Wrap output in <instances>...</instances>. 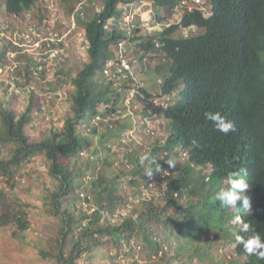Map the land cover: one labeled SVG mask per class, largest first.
<instances>
[{"label":"trees","instance_id":"1","mask_svg":"<svg viewBox=\"0 0 264 264\" xmlns=\"http://www.w3.org/2000/svg\"><path fill=\"white\" fill-rule=\"evenodd\" d=\"M1 1L8 13L20 14L38 0ZM59 1L71 14L83 0ZM100 1L102 6L93 15L86 5L83 16L76 15L77 25L85 32L88 56L72 77L70 113L62 135L51 129L33 139L26 132L37 118L40 104L31 82L47 79L48 68H35L39 56L25 54L26 68L20 65L14 72L16 85L27 93V100L21 104L26 105L23 111L14 105L17 93L11 94L9 104L0 102V141L10 151L8 158H0V176L12 187L18 168L35 157L46 158L48 174L57 181L44 199L54 213L61 214L60 264H78L83 255L93 256L103 249H134L133 244L146 246L153 255L173 249L169 263L183 257L209 264H264L237 243L236 236L243 235L241 226L232 222L237 212L216 199L218 191L226 187L227 173L245 169L249 186L245 194L251 208L238 214L264 236V0H210V17L198 11L184 16L182 24L204 29L188 38L178 36L177 25L146 34L138 16L132 23L126 22L127 10H136L139 0ZM147 1L158 12L162 8L169 12L180 0ZM158 21H163L162 16L158 15ZM124 60L130 69L122 64ZM71 69L68 65L66 70L61 68L53 82L45 79L46 85L62 84ZM145 70L163 78L161 85L155 83L156 90L177 91L178 95L161 110L168 127L166 140L161 143L150 131L145 134L148 144L142 145V140L130 134L137 125L133 118L137 113L144 115L138 122L140 134L148 129L145 118L150 104L143 100L142 110L135 101L140 94L137 73ZM142 90L153 95L146 87ZM207 111L233 121L235 130L228 134L217 131L205 119ZM145 151L151 152L154 161L151 177L138 161ZM182 152L188 158L180 164ZM169 160L176 166L171 167ZM102 161L111 168H98ZM125 173H131L129 182L134 188L130 192L120 184ZM158 177L166 178V183L157 182V190L142 195L140 189L149 188ZM83 183L82 188L92 192L96 208L82 216L62 209L61 200L82 190ZM130 196L137 202L132 199L131 207ZM124 206L129 209L125 216L118 211ZM28 217L21 201L15 205L6 202L0 227L15 224L27 230ZM220 241L233 245L235 258L218 256Z\"/></svg>","mask_w":264,"mask_h":264},{"label":"rangeland","instance_id":"2","mask_svg":"<svg viewBox=\"0 0 264 264\" xmlns=\"http://www.w3.org/2000/svg\"><path fill=\"white\" fill-rule=\"evenodd\" d=\"M37 2L42 4L43 1L38 0ZM55 3V10L48 9L46 7L47 4L44 3L45 11L37 15L36 21L42 22V25L45 24L50 29L54 27L56 21V25H58L59 30L60 28L64 29L61 23H68L69 21V23L72 25V23L75 21L73 22L71 20V14H68V10L60 5L59 0H56ZM86 6L88 7V12H91L93 15L95 11H98L101 8L102 3L100 0H88L86 2ZM0 8L4 10V2L1 0ZM47 17H49V20L45 21ZM10 46L11 44L8 39L5 42L4 49L7 48L8 50H11ZM64 47L66 50L63 51L62 55L54 57L49 61V69L46 74L47 79H45H51L53 82V79H55L56 76L61 75V72H59L60 69L62 68L63 70H66L67 65L69 68H72V72L70 73L69 77L64 78L62 84H60L61 81H57L59 83L57 86H55L54 83L51 86H47L45 79H43L41 82L35 78L34 81L31 82L36 93L35 98L38 100V104L40 103L38 107L37 118L26 127L27 134L33 139L40 138L41 134L49 132L51 129H55L59 135H62L64 120L70 113V94L73 91L72 77L75 76L78 70L81 69L82 63L87 59L88 56L86 51L87 41L85 32L81 30L78 25L72 29L69 37L66 39ZM29 51L30 53L28 54V57H31L30 55L35 56L34 50L32 48H30ZM23 57L24 54H21L22 60L20 59L16 61V63L20 64L22 68H24L26 65V62L24 61L25 59ZM41 58L39 59V57H37L35 61L37 62L35 64V68L45 62V57L41 56ZM157 62L158 59L154 64L156 65ZM150 63L152 64L153 61ZM138 78V81L140 82L138 84L139 86H146L151 92L156 90L154 85L158 75H156L154 72L147 70L142 71ZM157 83H159L158 79ZM147 84H149V86H147ZM17 89H19L20 92H16L17 90L11 91L10 88L3 85V87H0V94L2 96H11L12 93H17L19 98L15 97L16 100L14 99V105L20 111H23L26 105L21 106V104L24 100H27V93L18 86ZM176 97L177 95H175L174 98ZM143 100H146V95L141 90L139 98L137 97L135 100L139 109L144 103L142 102ZM130 105L132 106L131 102ZM143 108L144 106L142 109ZM141 115L137 113L136 117L133 116L136 121L134 123H137V125L134 127L130 135L132 138L136 137L137 140H142V145H147L148 141L145 140L146 133L141 131L142 133L140 134L141 128H139L140 124H138V122L139 119H141ZM123 117H125L124 114ZM131 120H133L132 117ZM105 127H107L105 124L102 125L103 129ZM164 128L166 130H164ZM167 133L168 130L166 128V123H164L160 133L157 135L161 143L166 140ZM132 135H134V137ZM128 140L130 139L127 138L126 142ZM9 156V147L0 141V158L4 159L8 158ZM119 156L122 158L123 153L121 152ZM84 157H86V152L83 154V158ZM180 161V164H183L185 159L181 157ZM100 167L104 168L105 170H109L111 168V166L107 165L104 161L99 163L98 168ZM114 169L115 171L118 170V168H115V166ZM177 169L178 168H175V170ZM15 173V180L12 181L14 186L12 187L6 177L0 176V212L6 202L15 205L16 201H21L25 205V208H27L29 211V227L27 230H21L15 224H9L7 226L0 227V264H60L57 260V253L59 252L60 248L58 241L59 230L62 225L61 214L54 213V208L44 199V197L53 191L55 184H57V181L48 174V161L44 156L35 157L27 163H24L16 170ZM130 174L125 173V176H123V179L120 182L121 187L126 192H130L134 188L129 182V179L131 178ZM165 180L166 178L158 177L157 185H160V183L161 185L165 184ZM83 186L84 183L83 185L81 184L79 188L81 189ZM83 188L71 196L64 197L61 200L62 209H69L78 216H82L86 212L90 213L93 211L97 205L95 201L93 202L94 196L91 191ZM155 189L157 190L156 182L152 181L151 186L149 188H145L144 190L140 189V193H142V195L149 196ZM138 193L139 192H137V194ZM132 199H134L136 202V198H132V196H130L128 204L133 206L134 202H131ZM125 209V212H127L128 207H125ZM218 244L220 245L219 250L217 251L218 256L221 255L220 257L224 258L225 260H230L236 257L233 245L231 243L227 241H220ZM133 245L135 247L134 249L125 247L121 252L103 249L101 251H97L96 255L94 253L95 256L88 254L83 255L78 260V264H155L157 260H159V264H209L208 262L201 261L198 258L190 261L184 259L183 257L177 258V261L174 263H169L173 257V249L167 250L165 253L161 252L159 255H157V258H154L152 256L154 253L151 252L146 246H140L141 249H138V244Z\"/></svg>","mask_w":264,"mask_h":264},{"label":"clouds","instance_id":"3","mask_svg":"<svg viewBox=\"0 0 264 264\" xmlns=\"http://www.w3.org/2000/svg\"><path fill=\"white\" fill-rule=\"evenodd\" d=\"M183 1H186V4L182 6ZM147 2L150 5L147 6L146 8L147 10L148 9L151 10L149 26H142L140 23V27L145 31L146 34H149L150 32H154L156 30L161 31V29H163V26L169 27L172 25H177L178 31H176V33L178 34V36H182L184 38L198 35L200 33H203L204 31V29L200 28L196 24H190V25L182 24V20L184 16L194 11H198L205 18H207L211 16L212 8H213L210 0H201L200 3L194 2L193 0H180L171 9V11L167 12L164 8H162L158 12L153 2L151 1H147ZM158 15L162 16L163 18L162 22L158 21ZM159 61L160 60L158 59V62L156 63V65L159 63ZM139 74H140V71H138L137 73L136 86L138 87L139 91H141L143 88L142 87L143 85L142 86L138 85L140 83L138 81ZM160 77L161 76L158 75V78H157L159 80L158 84L163 82V78L162 77L160 78ZM157 79L155 80V83H157ZM147 86H149V84H147ZM146 89L148 90V92L152 93L153 95L152 96L147 95L143 92L146 95L145 101H148L150 104L149 107H147L148 113L145 118V123L147 124L146 119L151 120L152 131L154 132V134L158 135L162 129V125L166 123V121L162 117L161 110L164 111L167 107H169L171 104L174 103V101L177 99V97L176 98L174 97L175 95H178V92L175 91L170 94V93H163L162 89L155 90L154 92L149 91L147 87ZM156 98L162 99L163 104L161 106L152 108L153 106L152 100ZM143 116L144 115H141V119L143 118ZM204 116H205V119L207 121H211L214 124L216 130L221 133L228 134L235 130L234 122L226 119L219 112L207 111L204 113ZM166 128L168 130L167 124H166ZM164 130L166 129L164 128ZM145 132L146 134L149 133L147 130H145ZM181 157L187 160L188 158L187 152H182ZM138 161H139V164L142 167H144L145 174L151 177L153 174L151 165L154 163L151 152L145 151L141 153L138 157ZM167 163L171 167H175L177 164L176 162H173L171 160L167 161ZM246 176H247V171L245 169H239V170L228 172L223 181L226 187H222L218 191V193L216 194V199L220 202L221 206L228 208V209L235 210L237 212V215L235 216L232 222L234 224L241 226L240 231L243 233V235H237L236 241L239 245L242 246L243 251L250 256H255L259 260H264V236H262L258 231H256L255 228L250 223L245 222L243 218L238 214L241 210L249 212L251 208L250 198L245 194L246 190L249 188L248 183L245 179ZM152 181L157 183L156 179L155 180L152 179Z\"/></svg>","mask_w":264,"mask_h":264},{"label":"built area","instance_id":"4","mask_svg":"<svg viewBox=\"0 0 264 264\" xmlns=\"http://www.w3.org/2000/svg\"><path fill=\"white\" fill-rule=\"evenodd\" d=\"M46 3V7L51 10H55V2L56 0H42ZM194 2L200 3L201 0H193ZM39 4L36 2L35 6L26 11L17 14V13H8L5 9L0 8V87H8L13 90H17L16 92H20L17 89L16 79H15V71L20 66V64L16 63L17 60H20L21 54H29L30 48L34 50L35 55L45 57V62L41 64V66L48 68V63L54 57L60 56L63 54V51L66 50L64 44L66 43V39L69 37L72 29L77 26V16L78 14H84V7L86 5L87 0H83L78 3L75 9L71 13V20L74 22L61 23L64 29H58L57 21L54 27L50 29L47 25H42V22L36 21L37 15L41 12H44V3ZM140 4L136 10H127L125 21L128 23H132L136 17H139V22L142 26H149L150 21V13L151 10H147V6L150 4L147 0H139ZM186 4V1L182 2V6ZM124 5H121V7ZM126 7V6H125ZM145 7V9H144ZM127 9V8H126ZM147 14V15H145ZM177 15V13H176ZM69 17V15H68ZM49 17L46 18L45 21H48ZM9 39L11 44V50L5 49L4 53V45L5 42ZM5 61H2V60ZM42 59V58H41ZM65 61V60H64ZM122 64L126 68H131L130 64L126 60L122 62ZM49 69V68H48ZM131 93L135 95V91L132 90ZM12 94H15L12 93ZM11 96H2L0 94V102H5V104L9 103V99ZM153 106L158 107L161 106L162 99L156 98L152 100ZM148 129L147 131H152V122L149 119H146ZM153 132V131H152ZM154 133V132H153ZM151 185V184H150ZM131 207V205H130ZM125 206L118 210L123 216L128 215L129 209L125 212ZM116 217V216H115ZM114 217V218H115ZM138 249H141L140 246H137ZM162 252V251H161ZM160 252V253H161ZM157 255H153L156 258Z\"/></svg>","mask_w":264,"mask_h":264}]
</instances>
